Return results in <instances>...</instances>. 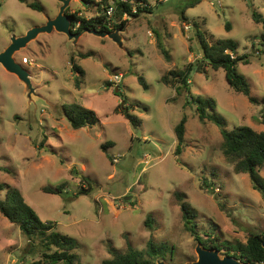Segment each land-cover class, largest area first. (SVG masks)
Returning a JSON list of instances; mask_svg holds the SVG:
<instances>
[{
	"label": "rangeland",
	"instance_id": "rangeland-1",
	"mask_svg": "<svg viewBox=\"0 0 264 264\" xmlns=\"http://www.w3.org/2000/svg\"><path fill=\"white\" fill-rule=\"evenodd\" d=\"M27 1L40 8L0 0V52L14 36L55 18L63 5L61 0ZM92 1L72 0L66 14L96 16L100 1ZM146 1L152 13L127 18L119 40L41 33L15 55L31 73V85L0 65V185L18 189L42 221L54 224L53 231L75 239L80 264H103L112 258L110 247L146 251L150 242L174 250L155 264L196 261L201 242L185 228L179 194L197 212L200 237L219 242L222 257L233 254L229 247L246 243L250 233L264 232V196L227 161L221 128L199 118L196 104L186 103L184 88L179 94L175 82H162L169 72L201 60L197 29L210 43L235 40L239 55L250 60L240 63L238 72L257 102L233 91L224 69L208 67L204 73L193 69L191 98L214 100L216 109L210 112L220 115L228 130L246 125L264 131V26L252 17L253 10L264 17V0H203L186 10L190 26L181 15L192 0ZM160 45L169 51V61ZM73 64L84 76L77 78ZM72 103L93 110L98 124L74 130L62 110ZM127 108L142 120L140 126L123 115ZM184 116L186 146L175 156V127ZM260 173L264 177V169ZM59 185L61 195L44 191ZM4 195L5 188L0 198ZM41 239L31 243L41 246ZM30 248L19 226L0 212V264L38 259L40 249Z\"/></svg>",
	"mask_w": 264,
	"mask_h": 264
},
{
	"label": "trees",
	"instance_id": "trees-1",
	"mask_svg": "<svg viewBox=\"0 0 264 264\" xmlns=\"http://www.w3.org/2000/svg\"><path fill=\"white\" fill-rule=\"evenodd\" d=\"M21 1L32 9L40 8L37 4L29 3L27 0ZM202 1L203 0H192L186 3L181 19L187 26H190V20L186 16V10L199 5ZM83 2L85 5L95 3L93 1L90 2V0H83ZM141 3L145 4V6H141ZM110 5H114L115 7V13L111 18L108 17L106 13ZM99 9L101 12L91 18L81 17L78 13H69L68 15L72 21L73 27L79 25L75 33L84 30L109 33L116 29H124L126 27L129 20L123 19L125 14L130 18L136 19L143 13H152V7L146 0H100ZM252 17L256 23L263 24L264 26V17L260 13L253 10ZM116 19L120 20L118 22L119 24L116 23ZM227 29H231L229 24H227ZM196 37L199 41L200 51L202 53L199 63H190L187 68L182 71L173 70L169 72L163 76L162 82L167 86H174L173 84L175 82V89L179 94L181 93V89L184 88L187 98L186 103L196 104L199 118L201 120L208 119L221 128L224 138L222 149L227 161L233 165L236 173L247 174L253 189L264 196V177L260 173L261 169H264V131L258 132L246 125L237 126L232 130H228L226 121L220 115L210 112L216 109L214 100L203 98L202 96L191 98L190 93V75L194 68H197L199 72H203L204 67H208L215 71L224 69L226 72V79L233 91L248 97L249 101L255 104L257 100L251 96L250 85L245 80L244 76L238 72L237 68L240 63L248 64L250 62L249 56L246 54L239 55V44L235 40L226 39L210 43L204 32L200 29H197ZM262 39L264 40V34L262 35ZM160 49L164 57L169 61L171 59L169 51L162 45H160ZM72 66L73 73L77 76L79 75L78 77L76 76L77 78L84 76V70L81 67L76 64ZM139 82L145 89H148V84L143 77H139ZM124 107L126 108L125 105ZM62 110L65 118L69 121L74 130L92 128L99 122L93 110L78 103L65 104ZM122 113L134 126L137 127L142 124V120L138 116L130 113L129 108L122 111ZM186 124L187 117L184 116L181 122L175 127L177 141V146L174 151L175 156H180L186 146ZM262 124L264 125V116H262ZM4 188L5 195L3 198H0L1 214L11 223L19 226L21 233L29 240L31 247L30 251H35L36 248H39L41 251V255L38 259L30 260L25 264L81 263L79 254L75 252L78 248V243L75 239L53 231L54 224L52 222L42 221L34 209L26 202L18 189L0 185V191ZM44 191L50 194L61 195L64 193V187L59 185L53 189L52 187L46 186L44 187ZM178 198L181 200L180 206L186 230L196 237L197 241L201 242L205 249H217L220 253L223 252L224 249L219 242L213 239L205 241L200 237L194 222L197 215L196 210L189 202L183 200L185 198L183 195L179 194ZM149 222H147V224ZM50 230H52V232L47 234ZM38 237L42 238L41 246H36V244L31 243L32 240ZM263 241L264 232L250 233L246 243H239L231 248L228 246V250H232L233 254L226 252V256L235 257L243 263L264 264ZM109 252L112 258L105 260L103 264H155L157 259L161 258L162 260H166L167 253L170 252L172 255L174 250L169 249L168 246L164 244L157 246L153 242H150L146 251L134 250L130 247L127 253H122L118 249L110 247Z\"/></svg>",
	"mask_w": 264,
	"mask_h": 264
},
{
	"label": "water",
	"instance_id": "water-1",
	"mask_svg": "<svg viewBox=\"0 0 264 264\" xmlns=\"http://www.w3.org/2000/svg\"><path fill=\"white\" fill-rule=\"evenodd\" d=\"M63 2L62 7L59 10L58 15L53 19H48L46 24L43 26L33 27L27 31L26 34L21 35L19 37L14 36L11 39V43L9 46L0 52V65L5 68L10 73L17 75L21 78L27 85H31L30 77L31 73L27 71L24 66L17 62L15 59V55L17 52H20L22 49L26 48L30 42L35 40L41 33H51L53 31H57L59 33L67 35L70 39H78L84 33H91L95 35H102L104 37L109 36L114 40H119L118 31L121 29H117L116 31L109 33H99L94 30H84L79 33H75L73 31L72 21L68 14H66V10L70 6L72 0H61ZM118 90V89H117ZM128 199V197H126ZM200 243L196 248V252L198 254V259L194 262H189L187 264H251V263H243L235 257L232 256H224L220 255V251L217 249L208 250L205 249ZM264 248V241L262 243ZM158 264H167L164 261H158Z\"/></svg>",
	"mask_w": 264,
	"mask_h": 264
},
{
	"label": "built area",
	"instance_id": "built-area-1",
	"mask_svg": "<svg viewBox=\"0 0 264 264\" xmlns=\"http://www.w3.org/2000/svg\"><path fill=\"white\" fill-rule=\"evenodd\" d=\"M100 1V0H99ZM160 1H164V0H160ZM89 5V4H88ZM141 6H145V4H140ZM76 13V12H75ZM106 13H107V16L108 17H112L113 15H114V13H115V7H114V5H110L109 7H108V9H107V11H106ZM127 18H130L127 14H125L124 15V17H123V19L125 20V19H127ZM79 25H77L76 27H73V31L75 32L76 31V29H77V27H78ZM121 77H122V75H118V76H116L115 78H116V80H120L121 79ZM115 162L117 163L118 162V159H115Z\"/></svg>",
	"mask_w": 264,
	"mask_h": 264
},
{
	"label": "crops",
	"instance_id": "crops-1",
	"mask_svg": "<svg viewBox=\"0 0 264 264\" xmlns=\"http://www.w3.org/2000/svg\"><path fill=\"white\" fill-rule=\"evenodd\" d=\"M130 23V22H129ZM129 23H128V25H129Z\"/></svg>",
	"mask_w": 264,
	"mask_h": 264
}]
</instances>
